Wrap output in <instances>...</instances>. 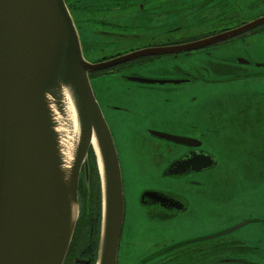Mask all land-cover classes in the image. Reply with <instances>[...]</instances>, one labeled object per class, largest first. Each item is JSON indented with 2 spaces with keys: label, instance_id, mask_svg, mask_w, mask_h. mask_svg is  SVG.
Listing matches in <instances>:
<instances>
[{
  "label": "flooded vegetation",
  "instance_id": "af4514ba",
  "mask_svg": "<svg viewBox=\"0 0 264 264\" xmlns=\"http://www.w3.org/2000/svg\"><path fill=\"white\" fill-rule=\"evenodd\" d=\"M80 1L65 0L83 56L91 63L146 48L175 49L243 29L202 47L150 54L89 74L117 81L94 91L122 174L124 219L116 264H264V249L262 261L246 260L243 255L257 257L258 251L226 242V234L214 237L220 232L212 233L206 229L211 223L200 220L211 221L210 212L226 211L225 198L219 197L226 190L218 192L219 185H213L235 168L226 165V137L239 134L259 141L264 134V90L247 87L250 76H264V0H194L184 12L187 6L180 3L188 0H105L94 4L98 10L122 12L77 22L75 15L87 12L90 0L78 9ZM152 13L160 16L151 20ZM143 67L162 68L176 75L165 80L185 82L164 88L127 79L148 78L136 73ZM231 82L245 86L239 91L245 106L238 116L226 112ZM154 132L190 142L174 143ZM208 157L215 163L199 169ZM93 166L90 154L89 185L81 172L80 214L63 264H96L101 193ZM177 167L179 174L167 173ZM233 250L235 255L227 254Z\"/></svg>",
  "mask_w": 264,
  "mask_h": 264
},
{
  "label": "water",
  "instance_id": "95a60500",
  "mask_svg": "<svg viewBox=\"0 0 264 264\" xmlns=\"http://www.w3.org/2000/svg\"><path fill=\"white\" fill-rule=\"evenodd\" d=\"M241 30L175 49L146 48L91 63L83 56L65 0H0V264H63L80 213L81 172L89 185L91 152L101 193L96 264H116L124 219L122 174L89 74L150 54L202 47ZM127 79L144 84L185 82ZM154 133L174 143L190 142ZM208 159L199 169L215 163ZM180 172L178 167L167 170L172 175Z\"/></svg>",
  "mask_w": 264,
  "mask_h": 264
},
{
  "label": "rangeland",
  "instance_id": "374dc122",
  "mask_svg": "<svg viewBox=\"0 0 264 264\" xmlns=\"http://www.w3.org/2000/svg\"><path fill=\"white\" fill-rule=\"evenodd\" d=\"M151 1L152 3H155L156 0ZM88 3L87 12L75 15L77 22L92 20L96 17L100 18L107 15L113 16L112 14L122 12H117L113 9H110L109 11L104 9L98 10L100 6H95L94 4H104L106 3L105 0H90ZM194 3V0H188L186 4L180 3L181 6H187V8H184L182 11H187L191 6L195 5ZM75 5L80 9V6L87 4L82 0ZM90 8L92 9L89 10ZM159 16L160 15L158 14L152 13L151 20H155ZM137 69H139L136 72L138 75H147L150 79L165 80L176 78L175 74L164 71L162 68L153 67V69H146L143 67V69ZM90 80L94 91H99V89L103 88L106 84L117 82L113 78L108 80L104 76H92ZM248 80L249 83L247 87L249 89L260 92L264 90V76H250ZM228 85L231 86L227 87L228 98L226 101V112L228 115L238 116L239 113L237 111L245 106L244 100H241L240 98L239 91L243 90L245 86L240 82H231ZM153 86L167 88L171 85L154 84ZM213 106H217L218 110L220 108L218 104ZM235 128L236 127L233 129ZM220 156L223 157L222 155ZM226 165H234L235 168L231 171L227 170L226 174L223 173L221 179H218L219 175H215L214 179L218 180H214L213 182V185L214 183L219 185L217 187L218 192H223V189L226 190L225 194L219 196L225 198L223 203L226 211L210 212L211 221H208V219H200L202 222L211 223V226L206 227V229L211 230L212 233L228 230L229 228L245 221H254L264 218V134L259 141L250 136L241 137L239 134L235 135L233 138L227 136ZM222 238H224L226 242H233V245L246 246L251 250L258 251L257 257L255 256V253L249 256L243 255L246 260H263V256L261 257V255L264 249V219L262 222H249L245 226L226 234ZM227 254L232 256L236 254V251L233 250Z\"/></svg>",
  "mask_w": 264,
  "mask_h": 264
},
{
  "label": "bare ground",
  "instance_id": "6f19581e",
  "mask_svg": "<svg viewBox=\"0 0 264 264\" xmlns=\"http://www.w3.org/2000/svg\"><path fill=\"white\" fill-rule=\"evenodd\" d=\"M67 104L69 105V110H70L71 115H73L74 113H73V110H72L71 101L69 99L67 100Z\"/></svg>",
  "mask_w": 264,
  "mask_h": 264
},
{
  "label": "trees",
  "instance_id": "16d2710c",
  "mask_svg": "<svg viewBox=\"0 0 264 264\" xmlns=\"http://www.w3.org/2000/svg\"><path fill=\"white\" fill-rule=\"evenodd\" d=\"M92 158H93V162H94V156H93V153H92ZM93 170H94V173H95V176L97 177V171H96V166H95V163H94V166H93Z\"/></svg>",
  "mask_w": 264,
  "mask_h": 264
}]
</instances>
